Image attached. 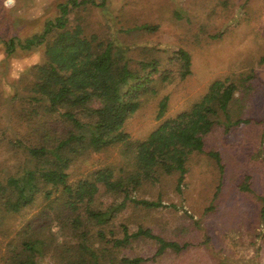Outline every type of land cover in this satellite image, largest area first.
Wrapping results in <instances>:
<instances>
[{"label":"rangeland","instance_id":"1","mask_svg":"<svg viewBox=\"0 0 264 264\" xmlns=\"http://www.w3.org/2000/svg\"><path fill=\"white\" fill-rule=\"evenodd\" d=\"M64 1L8 0L5 6V0H0V182L6 175L31 168L26 148L45 142L46 129L57 138L64 135L66 124L58 112L45 111L49 100L37 103V114H29L33 103L26 100L33 80L31 68L44 62L45 46L17 48L11 54L4 47V40L11 37L25 39L41 33L46 21L59 15L58 4ZM75 23L88 36L117 38L133 61L155 56L164 63L179 48L190 54L192 73L185 79L171 75L166 83L157 80L155 98L142 103L126 120L124 130L133 141L188 108L214 80L228 77L238 83L246 75H255L245 79L243 87L239 85L203 137L205 152H218L222 169L205 153L191 154L180 192L174 172L155 184L143 183L132 194L167 206L147 209L128 203L111 228L121 237V224L129 232L140 226L185 245L156 255L153 240H131L120 252L144 258L141 264H264V61H260L264 0H106L103 7L72 11L69 25ZM143 25L156 28L140 29ZM165 95L168 108L157 119V102ZM53 100L67 102L63 95ZM58 109L64 110L61 105ZM121 151L120 146L78 155L68 170L69 180L99 167L121 166L125 160ZM99 201L107 204L110 199ZM43 203L39 196L17 213L0 205V264L9 243H17L24 235L21 230ZM57 230L55 225L52 231ZM53 237L55 244L65 240L63 234ZM39 264H59V259L47 255Z\"/></svg>","mask_w":264,"mask_h":264},{"label":"trees","instance_id":"2","mask_svg":"<svg viewBox=\"0 0 264 264\" xmlns=\"http://www.w3.org/2000/svg\"><path fill=\"white\" fill-rule=\"evenodd\" d=\"M105 3L106 0L60 2L59 15L47 20L41 33L4 40L7 54L17 48L45 46L44 62L31 68L33 80L28 84L26 97L33 103L29 114H37V103L47 99L50 103L45 111L58 112L66 124L63 136L57 138L46 129L42 138L47 136L45 142L26 148L31 168L6 175L0 182V205L4 211L20 212L39 196L44 201L21 230L24 235L17 243H9L4 264H39L47 255L58 258L59 264H141L144 258L120 252L140 237L157 244L156 255L167 249L179 251L185 245L165 240L148 228L139 226L129 232L121 224L122 235L117 237L111 227L128 203L147 209L167 206L160 200L138 199L132 194L143 183L155 184L161 176L174 172L178 173L176 189L180 192L191 154L205 153L222 169L219 153L205 152L203 137L212 130L218 111L239 85L243 87L245 79L255 75H246L238 83L228 77L214 80L188 108L163 120L143 139L133 141L124 130L126 120L142 103L155 98L157 80L166 83L173 75L179 79L189 76L191 57L179 48L164 63L155 56L133 61L129 49L117 38L88 36L81 24L69 25L72 11L103 7ZM260 61H264V56ZM58 95L67 102H55ZM167 108L165 95L157 102L156 118H162ZM120 146L125 159L121 166L99 167L69 180L68 170L78 155ZM102 197L110 202L99 201ZM55 225L58 230L53 232ZM54 234H63L61 245L55 244Z\"/></svg>","mask_w":264,"mask_h":264},{"label":"clouds","instance_id":"3","mask_svg":"<svg viewBox=\"0 0 264 264\" xmlns=\"http://www.w3.org/2000/svg\"><path fill=\"white\" fill-rule=\"evenodd\" d=\"M5 6H8V0H5Z\"/></svg>","mask_w":264,"mask_h":264}]
</instances>
